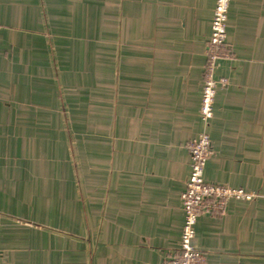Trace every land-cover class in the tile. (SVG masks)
I'll return each mask as SVG.
<instances>
[{
    "label": "crops",
    "instance_id": "obj_1",
    "mask_svg": "<svg viewBox=\"0 0 264 264\" xmlns=\"http://www.w3.org/2000/svg\"><path fill=\"white\" fill-rule=\"evenodd\" d=\"M76 1L0 0V264H163L217 0ZM79 35L96 48L69 59ZM226 44L204 176L256 198L203 215L196 247L264 264V0H231Z\"/></svg>",
    "mask_w": 264,
    "mask_h": 264
},
{
    "label": "built area",
    "instance_id": "obj_2",
    "mask_svg": "<svg viewBox=\"0 0 264 264\" xmlns=\"http://www.w3.org/2000/svg\"><path fill=\"white\" fill-rule=\"evenodd\" d=\"M231 0H217L207 45L203 87L201 92V120L204 130L188 145L191 170L182 194L185 224L179 249L170 254L163 264H207L206 254L196 247V227L205 214L225 213L233 200L251 201L253 192L227 185L212 184L205 180V167L213 156L212 141L207 131L215 115V102L220 87H226V78H217L218 62L228 58V22Z\"/></svg>",
    "mask_w": 264,
    "mask_h": 264
},
{
    "label": "rangeland",
    "instance_id": "obj_3",
    "mask_svg": "<svg viewBox=\"0 0 264 264\" xmlns=\"http://www.w3.org/2000/svg\"><path fill=\"white\" fill-rule=\"evenodd\" d=\"M76 1V0H75ZM76 2H78V1H76ZM74 17H75V15H74ZM73 24L74 25H76V21H74L73 22ZM67 25H69V31H72V29L70 28V25H71V23L70 22H68V24ZM66 27V25L64 24L62 27H60V29H63L64 30V28ZM79 32H81V30L79 29ZM96 38V37H95ZM93 39L94 38H82V36H72V37H69V39H68V44H69V46H68V48H69V54H68V56H67V58H71V56H72V54H71V52H70V49L71 48H75V47H82V46H84V47H87L88 45H90V44H96V43H94L93 42ZM89 41H92V42H89ZM93 48H96V46L95 45H93ZM61 55V53H58V60H60V56ZM78 151V150H77Z\"/></svg>",
    "mask_w": 264,
    "mask_h": 264
}]
</instances>
